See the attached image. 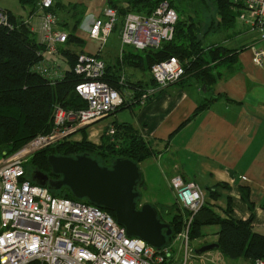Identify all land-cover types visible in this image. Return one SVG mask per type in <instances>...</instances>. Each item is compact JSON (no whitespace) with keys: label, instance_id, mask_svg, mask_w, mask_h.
<instances>
[{"label":"built area","instance_id":"obj_1","mask_svg":"<svg viewBox=\"0 0 264 264\" xmlns=\"http://www.w3.org/2000/svg\"><path fill=\"white\" fill-rule=\"evenodd\" d=\"M55 2L41 0L38 4V34L45 51L43 59L31 68L51 82L64 77L65 71L61 66L55 68L53 61L68 41V34L61 30L52 11ZM245 9V24L258 35V41L264 42V0H245ZM103 17L105 20L97 19L91 25L92 38L105 39L114 31L119 19L117 9L108 6ZM177 21V12L167 2L147 17L129 13L120 31L121 41L139 51L158 49L173 40ZM0 24L8 25V15L1 9ZM252 49L254 63L264 70V47ZM74 72L82 78L76 92L87 102L85 109L65 110L57 105L50 133L37 136L12 153L1 152L0 145V264H196L201 256L194 253L197 247L190 232L195 217L206 205L203 189L196 182L186 183L181 176L171 180L183 224L167 248L157 249L143 239L128 236L107 211L55 196L27 173L29 159L38 149L59 140H80L77 135L83 126L103 120L127 103L138 102L134 91L123 89V78L118 81L120 89L105 81L107 67L97 55L79 54ZM151 76L156 84L151 88L154 93L180 82L185 77V67L178 58L171 57L154 64ZM143 93L146 95L147 90ZM114 133L113 128L108 130L109 135ZM178 242L183 254L174 247ZM252 264H264V259Z\"/></svg>","mask_w":264,"mask_h":264},{"label":"crops","instance_id":"obj_2","mask_svg":"<svg viewBox=\"0 0 264 264\" xmlns=\"http://www.w3.org/2000/svg\"><path fill=\"white\" fill-rule=\"evenodd\" d=\"M231 1L236 5L235 25L206 37V41L210 39L208 44L219 43L231 51L230 59L226 57L209 70L215 78L209 87L201 77L191 74L151 93V88L156 86L151 71L145 79L140 59H137L138 63H132V59L124 54L121 60L123 50L127 53L141 51L123 45L120 31L115 35L114 30L105 39L90 36L93 22L105 20V8L112 3L126 6L124 0H77L74 4H77L78 16L68 15V6L73 3L62 8L65 9L63 18L71 22L81 19V24L75 32L78 39L64 44L59 50L97 55L105 62L109 77L117 81L123 78L126 83L123 89L134 91L135 97L139 95V88L135 86H144L147 90L146 95L142 92L146 96L143 102L127 104L122 109L125 111L119 110L115 116L111 114L108 120L103 121L104 118L88 129L94 131L101 142L109 126L127 123L143 140L155 144L157 154L139 163L155 165L156 178L155 175L151 178L148 187L152 185L158 191L174 193L173 178L181 176L186 183L196 182L203 189L209 210L222 219H251L253 231L264 235V70L254 63L252 49L264 47V42L258 41V35L244 22L247 16L244 0ZM24 13L20 16L30 17L29 9L25 8ZM40 22V14L29 21L39 40ZM116 58L119 68H124L120 75L116 74L118 69L114 70L112 63ZM62 63L67 64L59 54L53 64L59 68ZM61 68L64 70L65 67ZM200 107L202 109L195 114ZM79 135L83 138V131ZM87 136L93 141L90 132ZM211 230L214 233L210 234ZM219 231V224L203 225L200 236L194 240L198 244L193 245L201 247L219 242ZM196 264L252 263L245 258L231 260L221 250H215L203 254Z\"/></svg>","mask_w":264,"mask_h":264},{"label":"trees","instance_id":"obj_3","mask_svg":"<svg viewBox=\"0 0 264 264\" xmlns=\"http://www.w3.org/2000/svg\"><path fill=\"white\" fill-rule=\"evenodd\" d=\"M19 1L23 8L30 10L29 18L24 19L21 16L14 15L7 9H1L8 15V25L0 24V145L2 150L4 149L7 153L19 150L39 135L50 133L53 129V111L57 105L63 107L65 110L74 111L85 109L88 105L76 92V85L82 81V78L74 72V66L79 54L69 49H61L60 54L64 57L67 64L64 66L62 63L61 65V67H65L64 77L54 82L31 71V68L43 59L42 53L45 51V46L40 42L36 33L32 31V26L26 24V21H32L34 16L40 14L38 4L41 0ZM124 1L126 6L113 3L110 5V7L117 9L119 17L114 30H117L119 26V31H121L129 13L146 17L150 16L161 3H164L163 1H168L169 5L178 14L173 40L164 42L158 49L141 51L140 54H147L151 58L149 62L151 68L156 63L176 57L185 67V76L194 74L201 77L207 87L212 84L215 78L209 70L213 69L216 63L219 64L225 61L226 57L230 59L228 55L231 51L226 50L219 43L208 44L206 37L217 31H227L235 25L236 13L233 7L236 5L231 0H212V4L216 9V15L211 19L209 30L204 31V33H201L199 27L200 23H204L203 19H201L199 24L190 21L187 25L182 22L178 7L170 0ZM66 7L60 0H56L52 11L59 19L61 30L68 34L67 43H71L78 39L75 32L81 24V19L73 20V24L71 20L63 18L60 12L62 8ZM68 7V15L71 13V16H78L79 10L77 9V4ZM194 14L198 18L199 12L194 11ZM68 19L70 18L68 17ZM123 58L124 51L121 60ZM108 71L105 81L112 87L120 89L121 86L118 84L117 79L109 77ZM135 87L139 88V91H137L139 95L136 97L138 102L136 103L143 102L141 97L145 87ZM127 104L118 108L116 112L126 108ZM201 109L202 107L198 108L195 114L199 113ZM114 126L117 129L115 135H109L108 130H106L102 136L101 147H95L91 144L92 142L87 139L86 131L83 130L81 141L64 140L63 143L50 146L48 148L50 150H46L34 157L33 162L37 165L36 169L43 172L50 171L48 156L51 154L75 156L89 153L103 165H110L114 160L108 164L100 159L99 154H103V150L109 148L115 151L122 149L121 153L114 152L112 158H129L138 164L157 154L147 149L146 141L138 135V132L132 125L123 123ZM127 131L133 132L138 136V139L125 143L128 137ZM117 139L120 140V145L116 144L118 142ZM110 143L109 147L104 145H109ZM113 143H115L118 149L114 148ZM26 169L27 173L30 174L28 165ZM65 189L68 192L67 195L60 194L63 189L51 192L55 196L94 205L87 199L80 200L74 197L69 189ZM176 208L178 207L176 206ZM101 209L107 211L116 219L115 213L103 208ZM160 216L164 219L165 214L160 212ZM182 220L183 215L177 214L173 216L171 222H168L173 227L174 236L181 230ZM251 223V219L246 221H236L232 218L222 219L205 205L193 221L190 237L194 241L200 236V228L205 224H219L218 243L221 246L220 250L223 254L231 260L245 258L249 259L252 263L256 259H264V235L255 233Z\"/></svg>","mask_w":264,"mask_h":264},{"label":"water","instance_id":"obj_4","mask_svg":"<svg viewBox=\"0 0 264 264\" xmlns=\"http://www.w3.org/2000/svg\"><path fill=\"white\" fill-rule=\"evenodd\" d=\"M50 173L60 177L53 180L40 170L31 173L32 180L51 191L67 188L74 197L115 213L116 221L130 237L143 239L157 249L167 248L174 236L170 223L161 216L158 207L142 204V171L129 158L118 157L110 165H103L89 153L75 156L51 154L48 156ZM218 242L197 247L194 253L220 250Z\"/></svg>","mask_w":264,"mask_h":264},{"label":"rangeland","instance_id":"obj_5","mask_svg":"<svg viewBox=\"0 0 264 264\" xmlns=\"http://www.w3.org/2000/svg\"><path fill=\"white\" fill-rule=\"evenodd\" d=\"M170 1H172V3L178 7L179 15H180L182 22L186 23L187 25L190 21L199 24L201 19H203L205 24L204 23L199 24L201 33L202 32L204 33V31L209 30L211 19H213L214 16L216 15V12H215L216 9L212 4V0H170ZM61 2L64 6H68L70 3H73V4L76 3L77 0H61ZM163 2H168V1H163ZM233 8L235 9V7H233ZM0 9H3V10L7 9V10L11 11L16 16H20L21 14L24 13V10H25V8H23V6L20 4L19 0H0ZM64 11H65V9L60 12V15H63L65 13ZM194 11L199 12L198 18H196ZM66 20H67V18H66ZM69 27H70V25H69ZM118 31H119V26H118L117 30L114 31V34L117 35ZM95 39H97V38H95ZM207 42L210 43V39H207ZM111 50L113 52H116L114 49H111ZM123 51H124V54L126 56H128L130 59H132V63H135V62L138 63L137 59L141 58L140 60H142V63L144 66L143 67L144 77H145V79H147L149 77V73H148L149 69L151 68V66H149V62H150L151 58H149L147 54L134 53L132 51H129V53H127V52H125V50H123ZM117 60H118V58L114 59L112 61V63L114 65L113 66L114 70L118 69L116 74L120 75L121 73H123L124 68L121 66L122 63H120L121 68H119V65L117 64ZM140 63H141V61H140ZM122 111H125V110H122ZM116 114L117 113H115V114L113 113L111 116H115ZM109 117H106V119H104L103 121L108 120ZM91 125L92 124H88L86 126H83L80 130L86 131L85 132L86 134H87V132H90L91 139L93 140V141H90V142H92L91 144H93L95 147H99V146L101 147L102 139H101V142H99V140L95 136L97 134H95L94 131H89V129H88ZM111 128H113L115 130V133H116V128L114 126H112V127L109 126L107 130H110ZM127 132H128V137H127L125 143L133 142V141H136L138 139V136L135 135L133 132H131V131L130 132L127 131ZM115 133H114V135H115ZM88 136H89V134H88ZM88 136H87V139H88ZM77 138H80V135H77ZM81 140L82 139H80V140L77 139V140H73V141H81ZM63 141L59 140L58 143H55L51 146H55L57 144L63 143ZM113 141H115V140H113ZM97 142H99V143L96 144ZM113 144L115 146V143H113ZM116 144L120 145L119 142H116ZM145 144H146L148 150L150 149L151 152L157 153L155 144H153L151 142H145ZM104 145L109 147L111 145V143L109 145H107V144H104ZM49 147L50 146H45V148L38 149L36 151V153L32 157H30L29 162H28L29 163L28 167L30 169V172H34L35 170H37L36 169L37 165H35L33 162L35 159L34 157L37 156L38 154H41L42 152H44L46 150H50V149H48ZM114 148L118 149V148H116V146ZM118 150L119 151H115V150H112L111 148H109L107 150H103V154H101V153L99 154L100 159H102L104 162L110 164L112 162V160L115 159V158H112L113 157L112 154L114 152H116V153L122 152V149H118ZM1 152H5V150L3 149ZM103 156H109V157L104 158ZM140 168L142 171V178L144 181V184L142 186H140V190L142 193V203H144V204L150 203V204L155 205L156 207H158V205H161L158 207V209L160 212L165 214L164 219L167 220L166 222H171L173 216H175L177 214L180 216L183 215L182 210L176 208V206H175L176 204H175V194L174 193L166 192V191L162 192L161 190L158 191L152 185H151V187H148L149 183L151 182V178L154 175H155L154 179L156 178L155 165L153 163L146 162V163H144V165H140ZM67 193H68L67 190L65 188H63V190L61 191L60 194L67 195ZM165 206H168V207H165ZM212 233H214V230L210 231V234H212ZM193 244L194 245L198 244V242L193 241ZM174 247L177 249L179 254H183V250H180V242L176 243ZM193 258H191L190 260H192Z\"/></svg>","mask_w":264,"mask_h":264},{"label":"flooded vegetation","instance_id":"obj_6","mask_svg":"<svg viewBox=\"0 0 264 264\" xmlns=\"http://www.w3.org/2000/svg\"><path fill=\"white\" fill-rule=\"evenodd\" d=\"M30 173H32V172H30ZM47 173L50 174V177H51V179H53V180H58V179L60 178V177L53 176V175L50 173V171H47Z\"/></svg>","mask_w":264,"mask_h":264},{"label":"clouds","instance_id":"obj_7","mask_svg":"<svg viewBox=\"0 0 264 264\" xmlns=\"http://www.w3.org/2000/svg\"><path fill=\"white\" fill-rule=\"evenodd\" d=\"M166 221V220H165Z\"/></svg>","mask_w":264,"mask_h":264}]
</instances>
